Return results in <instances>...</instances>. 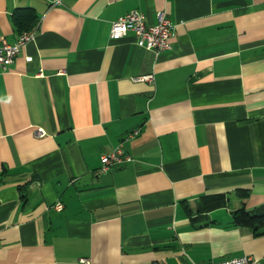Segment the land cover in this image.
<instances>
[{
  "label": "crops",
  "instance_id": "1",
  "mask_svg": "<svg viewBox=\"0 0 264 264\" xmlns=\"http://www.w3.org/2000/svg\"><path fill=\"white\" fill-rule=\"evenodd\" d=\"M26 7L0 71V264H264L231 215L237 189L264 205V0H0V41ZM132 10L165 13L169 50L110 38ZM118 145L133 160L98 172Z\"/></svg>",
  "mask_w": 264,
  "mask_h": 264
},
{
  "label": "built area",
  "instance_id": "2",
  "mask_svg": "<svg viewBox=\"0 0 264 264\" xmlns=\"http://www.w3.org/2000/svg\"><path fill=\"white\" fill-rule=\"evenodd\" d=\"M156 23L147 24L144 20V14L138 10L129 11L110 23V38L113 40L124 37L128 32H132L137 45L144 49L151 50L158 55L171 48L172 24L166 18L163 11L156 14ZM34 37V31H24L17 35L14 42H7L3 39L0 41V71H5L12 64L14 58L27 42ZM136 80L152 83L153 75L144 74L136 78ZM38 131L40 135L42 130ZM138 134V130H134L127 135L132 138ZM133 160L131 155L125 153L118 145L111 152L100 156V167L98 172H105L112 168L120 167L130 163ZM56 210L62 209V204L56 202L54 204ZM264 260V258H262ZM81 262H87L80 259ZM191 264H262L261 261L250 255H241L237 257L225 258L217 261H207Z\"/></svg>",
  "mask_w": 264,
  "mask_h": 264
},
{
  "label": "trees",
  "instance_id": "3",
  "mask_svg": "<svg viewBox=\"0 0 264 264\" xmlns=\"http://www.w3.org/2000/svg\"><path fill=\"white\" fill-rule=\"evenodd\" d=\"M11 19L18 34L32 29L38 21L34 10L30 7L16 9ZM236 196L239 205L231 213L232 224L250 228L255 236L264 235V205L248 210L245 206V200L248 197L246 189H237Z\"/></svg>",
  "mask_w": 264,
  "mask_h": 264
}]
</instances>
